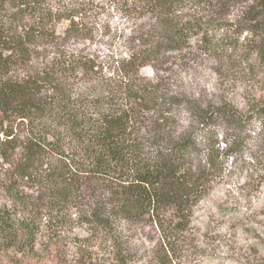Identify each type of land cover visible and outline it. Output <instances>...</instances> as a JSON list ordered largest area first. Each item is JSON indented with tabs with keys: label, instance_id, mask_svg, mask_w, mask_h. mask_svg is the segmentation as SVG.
<instances>
[{
	"label": "trees",
	"instance_id": "16d2710c",
	"mask_svg": "<svg viewBox=\"0 0 264 264\" xmlns=\"http://www.w3.org/2000/svg\"><path fill=\"white\" fill-rule=\"evenodd\" d=\"M101 1L123 15H148L149 27L111 76L82 89L75 81L95 69L90 58L65 51L49 63L39 59L81 32V17L95 0H0V159L12 167L6 169L10 178L38 184L36 196L15 194L28 210L38 212L46 201L63 215L87 191L95 201L87 214L92 228L148 221L174 252L194 205L248 143L243 132L254 117L264 156V103L242 114L226 103L189 100L195 123L179 129L170 111L185 102L151 83L137 84L135 76L152 58L186 48L191 38L201 52L240 47L246 54L249 42L233 34L215 40L209 31L222 24L183 14L186 0ZM256 4L264 12V0ZM257 46L262 53L264 40ZM218 124L229 136L224 147L215 136ZM19 223L0 209V251L32 245L36 227ZM125 256L117 248L118 264H128Z\"/></svg>",
	"mask_w": 264,
	"mask_h": 264
},
{
	"label": "rangeland",
	"instance_id": "374dc122",
	"mask_svg": "<svg viewBox=\"0 0 264 264\" xmlns=\"http://www.w3.org/2000/svg\"><path fill=\"white\" fill-rule=\"evenodd\" d=\"M256 2L186 0L181 9L185 15L221 23L209 31L215 40L233 34L239 42L248 41L246 54H241L240 47L226 53L201 52L191 38L190 45L181 51L152 58L138 69L137 84L151 83L185 102L170 111V121L179 129L195 123V116L186 107L189 100L201 106L226 103L242 114L264 103V51L257 48L264 40V12ZM84 12L81 32L39 59L49 63L65 51L90 58L95 69L84 72L83 77L80 72L75 81L82 89L98 86L111 76L118 60L127 57L129 48L149 27L148 15H123L101 0H95ZM65 25L62 21L57 26L60 35ZM259 122L254 117L245 127L248 143L227 159L223 174L210 182L192 208L174 252L163 247L159 232L148 221L137 225L117 221L108 231L92 228L87 214L95 201L87 191L63 215L46 208V201L38 212L28 210L15 194L36 196L38 184L10 178L6 172L9 165L0 159V209H6L17 226L23 220L36 227L32 245L0 251V264H118L117 248L126 255L128 264H264V156L257 146ZM214 130L224 147L227 129L218 124ZM17 155L16 150L12 158ZM256 161L262 164L252 167Z\"/></svg>",
	"mask_w": 264,
	"mask_h": 264
}]
</instances>
